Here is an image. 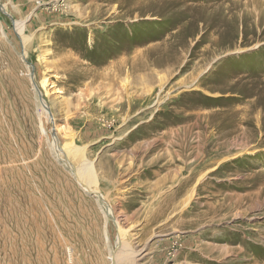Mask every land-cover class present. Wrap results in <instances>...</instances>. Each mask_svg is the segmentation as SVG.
<instances>
[{"label":"rangeland","instance_id":"1","mask_svg":"<svg viewBox=\"0 0 264 264\" xmlns=\"http://www.w3.org/2000/svg\"><path fill=\"white\" fill-rule=\"evenodd\" d=\"M0 6V264H264V0Z\"/></svg>","mask_w":264,"mask_h":264},{"label":"bare ground","instance_id":"2","mask_svg":"<svg viewBox=\"0 0 264 264\" xmlns=\"http://www.w3.org/2000/svg\"><path fill=\"white\" fill-rule=\"evenodd\" d=\"M0 9L3 10L4 12H6V9L4 6H0ZM19 27H17V28L19 29ZM26 55H27L26 51H24V54H23V61L24 62L26 60ZM27 66L30 70L29 71L30 72V78L32 79V81H34L35 74L32 73L33 72L32 67L29 64H27ZM33 85H34V88H37V87H35V84H33ZM45 85H46L45 81L43 83H41V87L44 88ZM37 91H39L38 88H37ZM40 101H41L40 105L42 107V110L45 112V114H47L48 116L51 117V113H49V111H48V106L42 100L41 97H40ZM84 151H85V149H79V150L76 149V152H75L76 155L74 154V156L78 157L79 161H81V162L85 158L84 154H83ZM64 152L68 153L67 151H64ZM84 166H86V165H84ZM69 167H70V165H69ZM80 168H82V166ZM92 170L88 167H84V169H82V170L77 169V171H75L76 177H77L78 182L82 185L83 189L87 193L94 194L97 197V201L99 202L105 217L108 219L114 220L115 223L118 225L119 237H118V243L117 244H118V249H120V250L117 254L111 255L110 261H111V264H119L120 257H121L120 251L122 248L126 249V247H127L125 242H124V239H123L124 231L119 226L117 218L115 217L113 206L109 203L106 196H104L101 192H97V189H94L91 187V185L95 183V178H94V174H93ZM19 190L23 191L22 188H19ZM193 195H194V191L187 197L186 204H188L192 200ZM25 200L27 202V208H25L26 212H25L24 217H23L24 223H23V225L21 227V231H20V238H22L21 241H23V245L21 247L20 261H21V264H41L42 258L40 259L39 245H40V238H41L40 217L42 215L40 216V214H39L40 210H38V208H37L38 202L33 201L32 199H28V197H26ZM12 218H14V217H12ZM19 247H20V245H19Z\"/></svg>","mask_w":264,"mask_h":264}]
</instances>
